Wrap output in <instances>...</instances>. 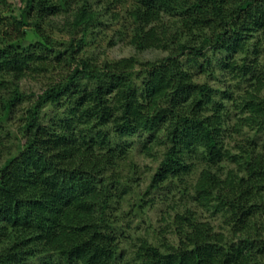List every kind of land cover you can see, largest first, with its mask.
<instances>
[{"label": "trees", "instance_id": "trees-1", "mask_svg": "<svg viewBox=\"0 0 264 264\" xmlns=\"http://www.w3.org/2000/svg\"><path fill=\"white\" fill-rule=\"evenodd\" d=\"M110 1L123 7L105 9ZM16 5L0 0V121L26 77H52L63 64L69 71L25 108L26 141L0 167V264H125L111 207L119 182H110L114 145L136 133L148 154L160 151L143 199L167 198L165 189L186 202L183 211L171 205L166 230L178 243L142 238L132 264H264V0ZM106 13L138 51L166 55L81 57ZM59 103L63 115L46 121L44 108ZM245 128L254 134L236 152L230 140Z\"/></svg>", "mask_w": 264, "mask_h": 264}, {"label": "rangeland", "instance_id": "rangeland-1", "mask_svg": "<svg viewBox=\"0 0 264 264\" xmlns=\"http://www.w3.org/2000/svg\"><path fill=\"white\" fill-rule=\"evenodd\" d=\"M7 1L15 5L20 3V0ZM127 4H130V2ZM126 6L129 7V5ZM122 7V3H113V1L105 5V9L109 8L111 11ZM121 12L124 14L123 9ZM64 17L65 16L62 15L60 20L63 21ZM71 18L72 16L70 15V19ZM102 18L106 23L100 25V31L98 33H93L90 36L89 44L80 52L81 57H91L97 62H103L134 56L139 61H146L161 58L166 55V52L160 50L150 49L144 52L138 51L130 43L128 36H126L127 38L121 39V36L117 33L120 24L118 23V25H116L115 23H111L110 14L106 13ZM53 29H55V37L69 39V33L65 34L57 30L56 27ZM27 35L28 40L36 41L33 32L28 31ZM68 71L69 68L67 66L65 67V64H63L62 67L58 68L57 72L59 73L56 72L52 77L42 76L44 79H39V77H26L21 82V96L18 98L20 102L13 108L11 114L8 113L6 118L0 121V167L8 157L19 154L26 141L25 129L22 126L25 108L37 99L38 94L44 91L50 81L52 82V80L48 81V79L56 80ZM212 83L215 84V80H212ZM9 93L11 94L12 92ZM64 108L62 103L54 106L48 104L44 108V110L46 109V121L51 117L57 118L58 116H62ZM244 132V135L238 134L236 135V139L230 140L236 152L238 151L237 145L239 144L237 142L247 143L248 141H246L245 138L254 134L253 131L247 128L244 129ZM260 135L261 140L264 141V132ZM126 139L128 142L127 146L124 147L123 143H120L121 145H114L115 148H118L117 150L119 152L118 164L115 165L116 169H113L116 172L114 176L117 179L114 180L112 178L110 184L113 183V187H116L119 182V187L114 191L118 199L111 202V207L116 211L115 213L119 215L118 218L121 221L117 226L119 228L118 230L123 232L121 236V246L125 255L124 263L132 264L133 256H136L134 253L135 244L140 242L142 238H146L151 242H156L158 245H162L164 242L173 245L178 243L179 238L174 228L171 227L169 231L166 230L167 225L177 213L175 209L173 210L171 205L173 206L175 202L181 204L179 205V211H183L185 210L183 203L186 201L183 195L168 192L165 189L162 192L169 194L167 198L160 197L161 194L158 191L154 195H151L155 196V198L150 200L149 196L146 199L147 202L143 199L142 196L158 164V160L155 158L160 156V151L155 152L153 155L148 154L140 142L143 138L138 133ZM225 164V168L236 166L229 162ZM197 176L198 171H195L190 177L191 182L195 180ZM188 206L195 207L192 202H190ZM202 214L208 216L205 211H203ZM212 221L214 224H219L218 221H214V219H212Z\"/></svg>", "mask_w": 264, "mask_h": 264}]
</instances>
